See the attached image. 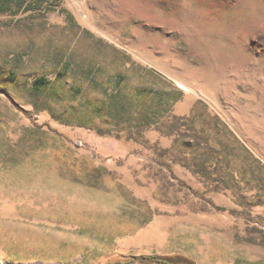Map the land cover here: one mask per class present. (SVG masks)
<instances>
[{
	"label": "rangeland",
	"instance_id": "1",
	"mask_svg": "<svg viewBox=\"0 0 264 264\" xmlns=\"http://www.w3.org/2000/svg\"><path fill=\"white\" fill-rule=\"evenodd\" d=\"M140 255L264 264V0H0V264Z\"/></svg>",
	"mask_w": 264,
	"mask_h": 264
},
{
	"label": "trees",
	"instance_id": "2",
	"mask_svg": "<svg viewBox=\"0 0 264 264\" xmlns=\"http://www.w3.org/2000/svg\"><path fill=\"white\" fill-rule=\"evenodd\" d=\"M168 91L162 92L160 93L161 97H170V99L167 100V102L170 101V103L177 101L180 97L177 95H174L173 93H166ZM115 98L118 97H113V101L115 100ZM118 101V99H117ZM126 101H121L120 100V105L116 104L114 105V109H124L126 106ZM118 112V110H117ZM124 114V113H123ZM127 114V115H126ZM124 115H126L125 117L122 118V120L125 121H132L134 120L135 122H141V120H143L144 118L142 117H134L133 115H130L128 113H125ZM135 263H142V264H186L182 261L179 260H173V259H169L160 255H140V256H131L129 258L126 259H120V260H116V261H110L106 264H135Z\"/></svg>",
	"mask_w": 264,
	"mask_h": 264
}]
</instances>
